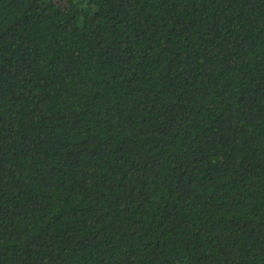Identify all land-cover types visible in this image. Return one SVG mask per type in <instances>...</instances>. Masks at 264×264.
<instances>
[{
    "label": "trees",
    "instance_id": "obj_1",
    "mask_svg": "<svg viewBox=\"0 0 264 264\" xmlns=\"http://www.w3.org/2000/svg\"><path fill=\"white\" fill-rule=\"evenodd\" d=\"M0 264H264V0H0Z\"/></svg>",
    "mask_w": 264,
    "mask_h": 264
}]
</instances>
